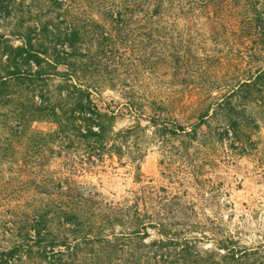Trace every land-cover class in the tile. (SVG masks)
Here are the masks:
<instances>
[{"label":"trees","instance_id":"obj_1","mask_svg":"<svg viewBox=\"0 0 264 264\" xmlns=\"http://www.w3.org/2000/svg\"><path fill=\"white\" fill-rule=\"evenodd\" d=\"M233 52L260 66L215 77ZM262 124L264 0H0V264H264L263 242L171 229L190 218L157 212L166 195L139 167L184 137L226 139L264 171ZM113 159L138 185L118 201L83 180Z\"/></svg>","mask_w":264,"mask_h":264},{"label":"rangeland","instance_id":"obj_2","mask_svg":"<svg viewBox=\"0 0 264 264\" xmlns=\"http://www.w3.org/2000/svg\"><path fill=\"white\" fill-rule=\"evenodd\" d=\"M223 51L228 52L225 46ZM233 54L226 53L222 67L211 69L215 77H222L224 73L231 74L233 67L260 66V62L247 58L241 61L238 59L239 53ZM201 89L204 92L208 88ZM173 91L175 93L171 96L174 98L173 107L177 109L176 116L184 120L194 104L186 100L188 90L177 88ZM139 93L143 92L139 90ZM102 97L103 102H98L100 107L104 104L114 107L112 101H119L118 93L109 90H105ZM144 112L150 113L147 108ZM211 120L210 125L215 129L217 123L214 118ZM133 122V118L126 116L122 126L132 125ZM141 125L145 126L146 123L141 122ZM261 126L264 127V124ZM150 132L146 135L151 136ZM208 141L210 144L205 147H190L187 146V138L178 137L172 139L165 150L160 149L156 141L147 146L146 155L139 163L142 183L154 187L157 197L166 195V207L162 209L160 204L156 211L168 217L169 221L177 217L185 220L190 218L186 225L171 229H204L209 236L215 234L216 237L228 234L248 247L264 243L262 167L255 159L237 158L228 148L229 141L226 139L222 143L211 138ZM145 145V140L142 139L138 153L139 149L143 151ZM133 170L130 165L121 167L113 159L101 171L94 169V172L85 174L83 180L95 185L108 199L118 201L127 195L128 190L138 187L134 184ZM161 190L167 194L161 193ZM190 223H199V226L193 227ZM200 245L208 249L214 247L207 241Z\"/></svg>","mask_w":264,"mask_h":264}]
</instances>
